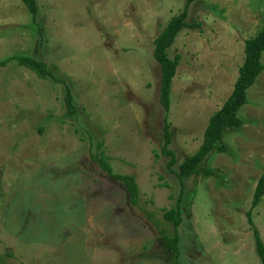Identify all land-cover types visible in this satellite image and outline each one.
Segmentation results:
<instances>
[{"label": "rangeland", "instance_id": "rangeland-1", "mask_svg": "<svg viewBox=\"0 0 264 264\" xmlns=\"http://www.w3.org/2000/svg\"><path fill=\"white\" fill-rule=\"evenodd\" d=\"M186 4L38 0L33 21L21 0H0V63L32 57L59 80L17 60L0 65V264H130L132 256L134 264H261L254 230L264 243V200L251 224L247 213L264 174V71L239 112L245 124L223 137L229 152L201 167L215 174L182 186L177 175L233 92L245 41L264 26V0L191 3L190 28L168 51L180 64L166 114L154 42ZM166 117L172 168L162 153ZM98 154L115 174L136 177L139 206ZM178 203L175 227L164 214ZM175 235L178 256L165 239Z\"/></svg>", "mask_w": 264, "mask_h": 264}, {"label": "trees", "instance_id": "trees-1", "mask_svg": "<svg viewBox=\"0 0 264 264\" xmlns=\"http://www.w3.org/2000/svg\"><path fill=\"white\" fill-rule=\"evenodd\" d=\"M32 16L33 21L39 13L38 0H21ZM194 0H187V4L183 11L174 16L168 25L164 28L161 34L154 42V59L161 69V92L160 101L165 110L169 113L171 108V92L173 80L176 76L177 69L180 64V57L176 56L174 59L169 57L168 51L173 47L179 34L187 28H190L187 20L189 16V7ZM244 63L239 70L238 79L234 85V89L230 97L225 101L219 111H217L209 119V123L204 133L203 143L200 148L188 159H186L179 167L178 180L183 185L187 178L192 176L203 175L209 178L215 174L214 170L201 169L202 165L212 153L226 154L229 152L228 147L223 142V137L228 130L239 129L245 121L239 116L240 110L249 102L247 93L255 85L258 77L264 71V65L261 62L264 53V26L258 34L251 39L245 41L244 48ZM17 60L18 64L34 72L41 79L56 80L55 75L45 62L36 60L28 56H19L8 59L0 63L1 66H6L8 62ZM65 105L68 111L73 114V96L70 88L67 87ZM172 133L170 132V124L167 117L165 118L164 126V143L162 146V153L169 158L168 167L172 168L176 164V159L171 150ZM98 144V148H101ZM93 160L98 163L100 168L110 176L114 181L121 183L128 194L130 204L134 207L139 206L140 189L137 179L133 175L115 174L111 165L101 155H93ZM264 200V174L259 179L253 198L248 210L247 216L250 224L252 223L253 212L258 208ZM180 203V202H179ZM164 214L167 222L172 223L175 227H179L183 221V211L180 204ZM256 250L261 264H264V243L262 242L257 230H254ZM167 246L178 256L180 238L175 235L172 238H166ZM1 261V256H0Z\"/></svg>", "mask_w": 264, "mask_h": 264}, {"label": "crops", "instance_id": "crops-1", "mask_svg": "<svg viewBox=\"0 0 264 264\" xmlns=\"http://www.w3.org/2000/svg\"><path fill=\"white\" fill-rule=\"evenodd\" d=\"M135 245H137V244H133V245L131 244L130 248H131L132 246H135ZM130 248H129V249H130ZM137 259H138V258L134 259L133 256H132L131 261L129 260V261H130V264H131V263H132V264L136 263ZM105 264H107V263H105ZM145 264H147V263H145ZM160 264H161V263H160Z\"/></svg>", "mask_w": 264, "mask_h": 264}]
</instances>
